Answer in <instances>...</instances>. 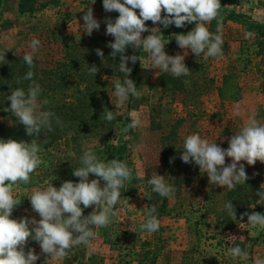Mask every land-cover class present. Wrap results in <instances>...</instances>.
Returning <instances> with one entry per match:
<instances>
[{"label": "rangeland", "instance_id": "1", "mask_svg": "<svg viewBox=\"0 0 264 264\" xmlns=\"http://www.w3.org/2000/svg\"><path fill=\"white\" fill-rule=\"evenodd\" d=\"M91 3L92 0H0V53L24 55L31 51L28 45L36 38L41 42L34 55L38 68L47 66L49 71H55L53 63L61 58V52L81 43L77 53L83 67L79 74L85 81L77 89L80 92L90 90L97 98L99 91L104 92L108 98L107 109L114 111L115 115L113 82L116 79L123 81L125 76L119 69H101L108 55L105 54L102 60L96 54V43L92 41L113 38L106 35L104 19L111 17L114 20L119 14L115 11L106 13L102 0ZM23 4H26V12L20 13L19 6ZM89 6L101 25L91 36L84 32L82 19ZM30 9L33 11H28ZM221 14L225 41L222 57L205 58L202 53L197 58L188 49L185 64L192 74L175 77L177 81L168 82L167 89L163 88L162 77L172 76L170 73L160 72L157 76L158 69H144L139 61L135 71V64L129 62L128 66L132 68L129 78L142 92V97H130L115 120L97 125L96 135L82 138L60 155L41 156L43 163L38 168L47 169L51 168L49 164L52 165L44 183L33 187L13 186L14 195L21 204L14 209L12 218L35 217L38 220L40 217L32 211L27 198L31 189L44 187L48 182L57 188L66 180L78 182L72 171L81 166L80 157L89 148L105 162L115 158L127 162L133 169V179L115 206L119 215L113 218V224L94 229L97 237L90 246H77L64 260L49 259L46 264H254L256 259H264V230L251 229L247 217L241 220L238 211L236 220L230 217L224 208L228 202V189L210 185L207 174L200 173L197 165L186 164L180 159L184 139L189 134L198 133L226 149L229 138L240 131L247 115L254 111L256 118L264 123V52H259L257 47L258 41L264 40L260 39L264 35V0H242L236 7L222 8ZM146 25L161 28L164 41L169 40L165 46L169 55H183L186 51L178 47L173 34H186L195 26L186 24L177 28L171 25L164 29L151 21ZM206 26L215 33V20ZM245 32H252L253 38L245 39ZM128 55L148 59L142 48L138 51L131 48ZM93 65L98 68L96 75L87 71ZM104 72L106 75H102ZM227 74H234L238 81L241 90L238 102L222 103L217 95L222 78ZM185 80L189 83L185 84ZM74 91L77 92L76 88ZM64 93V90H42L39 97L42 110L48 111L62 102ZM45 100L48 101L46 105L43 104ZM238 103L245 109V117L232 114ZM91 104L95 108L96 102ZM99 105L97 102V107ZM133 111L141 115L144 124L124 133L123 128L130 122L129 113ZM14 118L12 115L0 116V125L10 126ZM102 131L104 134L98 133ZM126 135L131 139H125ZM226 163H231V158L226 157ZM241 163L245 164L250 177L241 185L249 190V203L244 212L251 214L259 206L256 193L264 184V163L257 161L251 166L244 161ZM137 172L141 175L137 176ZM156 174L164 176L165 182L175 188L171 197H160L151 191L147 181ZM89 179L95 178L90 174ZM103 183L101 181V186ZM153 205L160 228L149 233L140 225L146 222L148 209ZM94 207L85 209L84 214L88 215ZM236 245L248 252L247 260L233 259L228 253V249ZM27 248H34L37 254L41 252L39 244L34 241H30ZM45 259L41 255L36 264H45Z\"/></svg>", "mask_w": 264, "mask_h": 264}, {"label": "clouds", "instance_id": "2", "mask_svg": "<svg viewBox=\"0 0 264 264\" xmlns=\"http://www.w3.org/2000/svg\"><path fill=\"white\" fill-rule=\"evenodd\" d=\"M95 2L96 0H92L91 4ZM102 6L106 13L115 11L119 14L114 20L105 17L104 23L106 35L114 38L107 44L112 50L110 55L114 59L119 55V71L125 76L123 81L116 79L113 82V95L116 100L112 103L116 107V113L114 115V111L104 109L103 118L108 122L115 120L116 115L120 114L119 110L126 106L130 97H142V92L129 78L132 72V68L128 66L129 62L135 64L139 61L144 69H158L157 76L160 72H168L174 77H186L192 74L185 64L188 49L197 58L202 53L205 58L223 56L222 46L225 41L221 0H102ZM82 19L84 32L88 36H91L94 30L100 29V22L94 18L92 7H87ZM213 20L217 23L215 33L210 32L206 26ZM148 21L153 25H162L164 29L171 25L183 28L186 24H194L186 34H173L178 47L186 50L184 54H167L165 46L169 40L164 41L159 26L149 28L146 25ZM143 33L149 34L144 37ZM253 36L252 32L244 33L245 39ZM40 46L41 42L36 38L29 43L31 51L23 55L29 71L22 79L31 83L27 90L22 87L12 89L11 94L7 96L10 107L4 109L24 126L29 137H39L42 129L52 131L53 118L56 124L62 126L54 112L42 110L39 100L42 89L33 79L34 55ZM129 47L136 51L142 48L148 59L144 60L139 55H126ZM95 51L103 60V51L99 48ZM5 52L0 53V61L5 60ZM87 71L96 75L98 68L93 65L87 68ZM16 83L19 85L21 79L18 78ZM184 83L188 84L189 81L185 80ZM47 103V100L43 101V104ZM232 114L239 117L246 115L245 109L239 103L234 105ZM256 116L254 111L247 115L240 131L229 138L226 149L216 141L210 142L202 138L198 133L187 135L180 159L186 164L197 165L200 173L207 174L208 182L212 186L232 190L238 184H245L250 177L246 173L245 164L241 162L244 161L249 166L255 165L257 161L264 163V123ZM129 117L130 122L123 128L124 133L144 124L141 115L135 111L130 112ZM125 139L131 137L126 135ZM42 152L43 148L36 139H31L30 142L0 139V264H36L41 255L46 257L45 264L49 259L62 261L69 256L73 248L80 245L90 246L97 237L94 229L107 228L113 224V218L118 217L119 212L114 209L120 203L121 190L126 189V185L133 179V169L127 162L115 158L105 162L89 148L80 157L81 166L73 168L72 171L78 182L66 180L59 188L48 182L44 187L31 189L27 198L32 211L40 217L38 220L35 217L13 219L14 209L21 204V200L14 195L13 186L28 185L32 182V174L43 163L40 156ZM226 157L231 158V163H226ZM90 174L96 178L90 180ZM136 175L141 174L137 172ZM101 181L104 182L103 186ZM147 183L151 186V191L160 197L168 198L175 193V188L165 182L164 176L152 175ZM262 188L264 184L261 185ZM261 189L256 193L259 197L258 204H264V190ZM91 206H95L93 211L85 215L84 210ZM224 208L228 215L236 220L237 214L232 202H227ZM155 213L156 207L153 205L148 209L146 222L140 225L142 230L149 233L159 230L160 220ZM245 216L251 229L264 230V213L244 212L240 219ZM249 234L255 235V232ZM30 241L39 244V254L34 248H27ZM228 253L233 259L249 258L248 252L239 245L230 247ZM254 264H264V259H256Z\"/></svg>", "mask_w": 264, "mask_h": 264}, {"label": "trees", "instance_id": "3", "mask_svg": "<svg viewBox=\"0 0 264 264\" xmlns=\"http://www.w3.org/2000/svg\"><path fill=\"white\" fill-rule=\"evenodd\" d=\"M242 0H221L222 8L226 7H236L240 4ZM20 13L26 12V4L20 5ZM221 8V9H222ZM28 11H33L32 9ZM231 12L228 13V17ZM260 39H264V35L260 36ZM114 38L104 39L99 38L93 40L97 45V48L101 49L105 54L108 55L107 59L101 64V69H119V55L114 59L111 57V49L107 47L110 41ZM81 43L66 47L64 52H61V58L56 60L54 66H56L55 71H49L46 67L38 68L37 61H33L35 67L32 69L34 72L33 79L41 86L42 90L60 91L64 90L65 93L61 95L63 98L62 102L56 103L53 108L48 111L55 113V116L61 121V125L56 124L55 118H53V130L48 131L47 129H42L39 137H29L26 134L25 128L22 124H19L16 119H13L12 125L5 126L0 125V139H15L24 140L30 142L31 139H36L37 143L43 148V152L40 156H51L53 154L64 153V150L68 149L70 146H75L82 138L86 136H92L97 134V125L106 123L107 120L103 118L104 109L107 108V95L104 92H98L99 98L96 94H91L90 90L85 92H80L77 88L83 83L84 77L79 74V70L82 69L83 64L80 62L78 57V51L81 47ZM259 52H264V40H259L257 43ZM131 47L126 51V55L130 52ZM103 58V59H104ZM138 68V62L135 63V71ZM29 71L27 64L23 60V55L18 56L10 55L5 56L4 61H0V116L5 117L11 115L9 112H5L6 107H10V101L7 100V96L11 94V90L22 87L27 90L28 85L31 81H25L22 78ZM133 72V74L135 73ZM104 72L102 75H106ZM118 75H121L118 74ZM21 79V83L17 85V79ZM87 81V80H86ZM177 80L173 76H163L162 85L164 89H167L168 82L175 83ZM76 88L77 92L74 91ZM67 93V94H66ZM101 93V94H100ZM217 95L222 103L225 102H238L241 99V90L234 74H227L223 76L220 87L217 89ZM95 103L96 106L91 104ZM97 102L100 105L97 107ZM103 127V126H102ZM104 129V127L102 128ZM99 134H104V131L98 132ZM47 141V143H44ZM122 161V160H121ZM51 168H37L31 176V183L27 187H33L36 185H41L46 181L47 175L52 171V165L49 164ZM93 178H96L93 175ZM121 190V195L123 193ZM227 200L231 201L235 210L241 214L249 203V190L246 186L237 185L232 190H227ZM255 212L264 213V204H259V206L254 210ZM143 259V258H142ZM144 261L145 258H144Z\"/></svg>", "mask_w": 264, "mask_h": 264}]
</instances>
